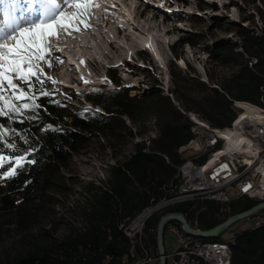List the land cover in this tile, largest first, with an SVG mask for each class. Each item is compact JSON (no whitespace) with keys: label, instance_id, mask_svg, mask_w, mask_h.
Masks as SVG:
<instances>
[{"label":"trees","instance_id":"trees-1","mask_svg":"<svg viewBox=\"0 0 264 264\" xmlns=\"http://www.w3.org/2000/svg\"><path fill=\"white\" fill-rule=\"evenodd\" d=\"M1 6L11 10L10 4ZM236 31L240 41L221 40L212 53L213 61L236 68L218 82L210 74L206 82L193 72L178 71L172 74L176 86L171 95L162 90L142 97L127 89L85 90L84 97L101 110L80 109L70 112L67 118L62 117L65 105L57 92L52 98L60 101L59 106L46 103L47 98H38L41 121L14 125L30 131L39 147L35 155L38 163L1 186L0 229L4 217L11 212L16 227L28 230L36 221V212L43 210L46 197L62 192L69 162L93 137L114 141L126 131L133 141L132 151L108 166V177L101 184L84 185L79 226L70 225L62 236L57 234V227L40 230L36 236L24 239L14 254L4 253L0 264H133L147 253L159 256L157 228L167 213L181 212L193 227L207 230L259 203L246 196L228 202L200 198L171 202L147 220L141 243L132 242L121 227L147 207L175 195L180 182L178 167L188 157L180 149L193 138L195 123L188 112L198 114L212 127L225 128L238 114L235 100L264 106V27L250 31L240 26ZM194 36L181 42L195 45L199 40ZM113 82L118 85L114 78ZM192 85L198 88L194 90ZM142 115L152 116L159 130L150 143L134 141L135 136L143 135L141 131L133 132ZM48 123L59 131L38 132L39 124ZM209 155L203 154L197 161L204 163ZM231 247V264H264V226L236 233Z\"/></svg>","mask_w":264,"mask_h":264},{"label":"rangeland","instance_id":"rangeland-1","mask_svg":"<svg viewBox=\"0 0 264 264\" xmlns=\"http://www.w3.org/2000/svg\"><path fill=\"white\" fill-rule=\"evenodd\" d=\"M126 3H136L139 0H126ZM143 1V0H142ZM162 11L172 14L176 11L178 15L176 19L169 21L176 27H179L176 32L170 35H164L161 32L160 38L164 42V52L161 54L159 47L151 36L148 37L147 42H150L151 48L148 46L144 48V52L139 53L132 50L131 47L125 43L128 48V63L123 64L120 60L108 62L102 54L93 49L92 52L97 56L101 62L100 71L95 72L91 70L84 62V58L80 56V47H77V42L74 34L65 35L57 43L59 51L53 53V56L64 59L65 57L76 63L79 68L89 69L91 78L87 84L77 85L76 83L81 78L75 76L74 79L68 77L55 78L59 72V65L54 64L51 69L44 68L46 76H51L57 81L56 84L49 82V89H56L61 100L65 105V111L62 114L63 118H67L70 112L74 113L80 109L101 110L99 106L93 105L84 96L78 95V88L86 91L98 90H130V94L136 96H145L146 94L162 90L163 93L171 95L175 89L172 74L173 72L188 73L193 72L200 76L201 80L208 82V74L212 75L216 82L221 78L227 77L236 68L232 65H221L219 62L213 61L212 53L215 51L217 44L221 40H230L232 42L240 41L237 34V29L244 26L250 31H260L264 27V0H144ZM121 7V6H120ZM123 7V6H122ZM130 8V7H129ZM5 17V10L0 4V13ZM69 12L73 9H69ZM101 9L92 7V15L89 23L97 21L96 13H100ZM133 10L129 9L124 16L118 18V22L133 20ZM151 14V13H150ZM1 16V15H0ZM94 20L93 22L91 21ZM160 15L158 20H162ZM103 28L112 26L111 22H107L100 18L98 20ZM3 21L0 20V26H3ZM117 22V20H116ZM92 31V30H90ZM194 36L195 40L199 42L195 45L189 43H182L184 38ZM70 36V37H66ZM81 36V35H80ZM78 36V37H80ZM84 37H89V33ZM66 41L76 46L77 59L71 52L62 48V42ZM123 42L122 39H120ZM94 43L90 39L89 44ZM124 43V42H123ZM153 43V44H152ZM156 43V44H155ZM156 47L158 49H156ZM155 48V51L153 50ZM251 63H255L252 60ZM132 68L134 73L131 74L128 69ZM88 71V70H87ZM116 79L118 85L112 81ZM192 89H197L196 86H190ZM175 104L178 103L175 101ZM130 126H133L131 121L127 120ZM143 132V135L135 136L134 141L149 140L155 138L159 134L154 118L150 115H142L140 125L133 132ZM155 136V137H154ZM132 142L130 136L125 131L122 132L120 139L108 141L106 138L93 137L76 153L69 162L68 168L65 170L67 181L62 192L50 193L46 197L43 210L36 212L37 218L30 228L22 231L16 227L12 220V214L7 213L1 222L0 229V257L9 252L14 254L24 244V239L36 236L40 230L58 228V235L65 234L70 225L75 223L79 226L80 207L83 203L85 195L83 194L84 185L88 182L101 184L108 177V166L115 164L119 159L129 154L132 151ZM183 152V151H182ZM187 154V152H186ZM188 155V154H187ZM2 185H0L1 188ZM232 198L236 196V191L231 189ZM255 222V217L241 220L224 232V238H231L236 233L250 229L249 224ZM234 239V238H233ZM165 248L168 254L172 253L176 248L175 236L165 231Z\"/></svg>","mask_w":264,"mask_h":264},{"label":"snow or ice","instance_id":"snow-or-ice-1","mask_svg":"<svg viewBox=\"0 0 264 264\" xmlns=\"http://www.w3.org/2000/svg\"><path fill=\"white\" fill-rule=\"evenodd\" d=\"M3 3L10 4L11 10L0 26V185L38 163L35 155L39 147L30 131L14 125L41 121L38 98L60 105L52 98L57 90L46 87L57 81L46 76L44 68L63 63L59 56H53L59 51L57 43L63 36L79 32L80 25L90 28L92 7L99 6L96 0H0ZM37 130L45 134L59 131L50 123L39 124ZM248 187L251 185L243 190Z\"/></svg>","mask_w":264,"mask_h":264},{"label":"bare ground","instance_id":"bare-ground-1","mask_svg":"<svg viewBox=\"0 0 264 264\" xmlns=\"http://www.w3.org/2000/svg\"><path fill=\"white\" fill-rule=\"evenodd\" d=\"M106 4L108 6H104L100 13L95 14L97 21L90 24V29L92 31L89 32V37H84L82 35L81 37H75L77 42L76 46L82 49L79 50L80 56L84 58L83 60L86 62L87 66L95 72L100 71L99 66L102 64L98 60L97 56L93 54V49L98 50L102 56L108 60V62L120 60L123 64H125L128 63V48L125 43L128 44L132 50L142 53L144 52V48L150 46V42L148 43L147 39L149 36H151L152 39H154V42H156L157 45L159 44V52L163 54L164 42L160 38L161 32H163L164 35H170L176 32V30L179 28L173 23L169 22L173 19H176L178 16L176 11H174L172 14H168L153 6L152 4L145 2L144 0H139L136 3L137 5H133V3L130 4L122 2L121 4L123 7H120L118 4L110 7L109 4L113 5V2L110 3V1ZM129 9L133 10V20L127 19V21L124 22H120L119 20L118 22V18H124V16L126 17V12H128ZM160 15L163 16V19L159 21L158 17ZM100 18L107 22H111L112 26L108 27L107 29L103 28V25L98 21ZM90 39L94 41L92 45L91 43L89 44ZM120 39H122L124 43L121 42ZM61 42V47L69 50L71 54L75 56L74 59L76 60V46L66 41ZM156 49L158 48L156 47ZM153 50L155 51L156 55L158 51L156 52L155 48H153ZM58 54L59 53H57L56 56ZM62 61V64H57L59 65V72L56 73L54 76L55 78L60 79L63 77H68L69 79H74L75 76H79L85 80H89L91 78L89 69H87V71L84 68H79L75 62L69 60L66 57L62 59ZM128 71L131 74L134 73L132 68H129ZM246 104L252 103L238 102L239 116H246V114L250 113V109H247L246 111ZM188 115L193 122L197 120V122H204V126H210V131H214L215 137H219L218 146L220 147L218 148V151L224 156H219L216 153H209V158L204 163L197 161V158L203 154L190 156V154H193L196 151L201 142V135H198V131H194L193 127V138L180 149V152H187L188 157L186 158L185 162L178 167L180 182L173 197H179V195L183 193V186L188 183L192 175H199V179H207V172L205 171H212V169H231V171L235 174H245L249 169V160L247 157L248 147H246V140H238V147L235 150V139L229 135L230 126L225 128L212 127L198 114L194 112H188ZM260 131H264V116H255L253 121L246 122L245 132H251V139L254 146L256 147H263V135ZM225 165L226 167H224ZM209 187L210 191L215 194V196H223V194H226L230 191V179H228V177L225 175H210ZM191 198L209 199L206 193H198ZM174 201H178V199H164L144 209L136 218L121 225L125 231V234L132 242L136 240L141 243L142 237L135 238L129 233V229H133L134 226L137 225L143 214H148L149 219L155 211ZM259 226L260 225H253V228ZM223 234L217 238L206 239L197 237V239L200 241V243H202V245H210L214 247H222L223 245L226 249H231L234 239L232 237L224 238ZM152 257H154L153 254L147 253L144 259H150Z\"/></svg>","mask_w":264,"mask_h":264},{"label":"built area","instance_id":"built-area-1","mask_svg":"<svg viewBox=\"0 0 264 264\" xmlns=\"http://www.w3.org/2000/svg\"><path fill=\"white\" fill-rule=\"evenodd\" d=\"M238 102L245 101H234L238 114L230 125L229 135L235 139V150L238 147V140H246V147H248L247 157L249 160L248 171L245 174H235L231 169H212V171H205L207 172V179H199V175H192L188 183L183 186V193L179 197H171L170 199L184 200L198 193H206L209 199L228 202L233 199L230 191L234 189L236 191L235 197L246 196L259 202L264 201V131H260L263 135V147L254 146L251 132H245L247 121H253L255 116H264V106L253 103L246 104V111L250 109V113L246 114V116H239ZM194 123V131H198V135H201V142L196 151L190 154V156L209 153L224 156L216 148L219 137H215V132L210 131V126H204V122H197V120ZM210 175L227 176L230 179V191L223 194V196H215L209 187ZM249 185L251 187H248V190L245 192L243 189ZM252 217H255V222L249 224L250 229H253V225L264 226V210ZM147 220L148 214H143L137 225L133 229H129V233L135 238L142 237ZM166 230L171 232L176 240L175 250L171 254H167V264H231L232 249H226L223 245L222 247L202 245L196 236L187 234L181 224H176L173 221L166 224ZM235 236L236 234L232 238L235 239ZM157 260H159V256L138 260L133 264H155Z\"/></svg>","mask_w":264,"mask_h":264},{"label":"water","instance_id":"water-1","mask_svg":"<svg viewBox=\"0 0 264 264\" xmlns=\"http://www.w3.org/2000/svg\"><path fill=\"white\" fill-rule=\"evenodd\" d=\"M264 210V201L257 203L253 207L236 213L230 217H228L222 223L216 225L215 227L207 230H202L200 228L193 227L185 217V215L181 212H171L167 213L160 219L157 228V248H158V255H159V262L158 264H167V252L165 248V231H166V224L170 221H176L177 223L181 224L187 234L200 237V238H217L221 236L226 230H228L231 226L235 223L248 219L258 212Z\"/></svg>","mask_w":264,"mask_h":264}]
</instances>
